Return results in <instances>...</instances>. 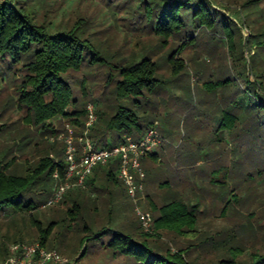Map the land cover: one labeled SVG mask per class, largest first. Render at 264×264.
Listing matches in <instances>:
<instances>
[{
	"label": "rangeland",
	"instance_id": "obj_1",
	"mask_svg": "<svg viewBox=\"0 0 264 264\" xmlns=\"http://www.w3.org/2000/svg\"><path fill=\"white\" fill-rule=\"evenodd\" d=\"M210 1L226 10L242 28L229 21L225 27L218 23L214 31L199 27L194 35L180 42L176 58L183 66L177 73L164 68L168 48L158 43L153 32L142 29L143 23L135 21L132 10L112 14L102 0H97L98 4H91L89 0L79 4L77 0H64L62 6L68 9L65 19L76 13L88 18L85 34H90L106 54L131 59L148 51L157 59L158 77L164 81L158 82L149 95L147 109L155 114L164 140L157 156L141 158V165L147 171L145 194L156 204L143 201L140 205L153 209L157 216L163 211L160 207L172 200L197 204L198 231L196 236H188L154 225L150 233L158 238L159 244L170 246L172 250L191 244L188 257L194 264H211L222 257L230 258L235 246L242 248L235 255V262L250 264L252 254H264V117L261 116L264 107L255 102L256 94L245 92V81L259 77L262 84L256 81L257 93L264 95V0ZM210 11L213 13L214 9L210 7ZM60 16H63L62 11ZM185 18L184 28L192 30L191 16ZM172 44L174 46L176 41ZM91 54V50H87L88 57ZM14 72L20 74L7 65L0 66V158L21 136L30 138L35 132L36 136L25 150L15 147L6 155V158L16 155L19 162L27 159L32 163L37 157L33 149L35 139L44 140L50 134L21 120L24 113L15 103L21 83ZM107 73L105 67L91 66L75 74L78 106L86 108L88 102L96 101V107L104 109L113 102L112 85L106 82ZM82 79L84 87L79 85ZM60 115L46 122L55 128L59 122L63 124ZM117 168L118 164L115 174ZM98 184L104 185L105 181L100 179ZM125 188L118 183L120 199L115 206L119 213L110 219L104 213L97 219L113 230L120 226L119 229L126 232H139L134 203ZM86 193L97 200L99 211H106L107 192L90 189ZM53 206L60 220L63 219L65 204ZM53 206H39L42 222L54 210ZM1 219L0 264H138L109 245L111 231L94 238L87 236L81 224H70L68 219H63L51 232L47 246H43L33 226L26 223L23 228V222L17 218L15 223L7 216ZM206 236H210L207 242L203 241ZM36 243L55 252L57 258L53 255L43 258L39 253L25 255L24 249L13 248L15 244ZM84 247L86 250L80 257Z\"/></svg>",
	"mask_w": 264,
	"mask_h": 264
},
{
	"label": "trees",
	"instance_id": "obj_2",
	"mask_svg": "<svg viewBox=\"0 0 264 264\" xmlns=\"http://www.w3.org/2000/svg\"><path fill=\"white\" fill-rule=\"evenodd\" d=\"M63 1L0 0V66L7 65L10 69L20 71L19 75L15 72L13 74L21 83L15 100L16 106L24 113L21 120L37 130L44 129L43 133L53 134L64 129L62 122L54 128L46 121L61 114L72 117L75 133H80L86 120V108L78 106L80 102L75 97V74L83 67H105L108 70L106 82L112 85L110 92L113 99H109L113 102L104 109L96 107L98 118L90 128V137L98 146H112L124 140L125 134L139 139L155 122V114L148 111L147 107L154 87L158 82L164 81L158 77L157 59L152 58L148 51L131 59L115 53L106 54L89 37L90 34H85L88 18L84 14L76 13L75 16L69 15L65 19L68 9L62 6ZM81 1L77 0L78 4ZM89 1L91 4H98L97 0ZM102 1L112 14L132 10L131 15L135 17V21L143 23L142 29L147 33L153 32L158 43L168 48L164 68L175 73L183 66L181 60L176 58L181 49L180 42L194 35L199 27L206 26L214 31V26L218 27V23L225 27L229 21L235 23L240 30L242 28L241 23L236 22L226 10L214 6L210 0ZM210 7L214 9L213 13ZM60 11L63 16H60ZM185 16H191L192 30L184 28ZM173 41H176L174 46ZM87 50L92 52L89 57ZM256 81L262 84L257 76L246 80L245 92L256 94V101L250 97L251 101L254 100L258 106L264 107V95L257 93ZM79 85L84 87V79ZM93 102L97 104L96 101ZM261 116L264 117V113ZM28 129L29 127L27 131ZM27 136H21L0 158V220L7 216L15 223L17 218L23 222V228L28 223L38 233L40 244L47 246L54 227L63 219H68L70 224H81L82 229L88 233L87 236L94 238L111 231L109 245L119 249L125 257L138 264H194L188 257L191 244L186 247L177 246L174 250L170 246L159 244L156 236L142 230L138 217L140 226L137 227L141 229L139 232H126L119 229L120 226L113 230L98 221L97 217L104 213L110 219L120 211L115 206L116 200L120 199L117 185H125L115 174L117 159L96 166L89 179V190L107 192L104 200L107 201L105 212L98 210L97 200L94 201L91 195H86L88 190L71 188L58 202L65 204V217L60 220L54 204L46 205L53 206L54 210L42 222L39 206L46 204L52 194L55 183L53 171L57 166L62 175L65 171L64 145L59 140L35 139L33 149L37 152V157L34 162L29 163L27 159L19 162L16 155L6 158L15 147L20 151L25 150L36 134L32 132L30 138ZM151 156L155 157L157 154L153 153ZM100 179L105 181L104 185L98 184ZM144 202L149 205L156 204L147 193ZM197 207V204L172 200L160 207L163 210L160 215L155 216L153 209L151 210L154 225L181 235L196 236ZM209 237H204L203 241L207 242ZM85 238L86 235L79 247ZM233 248L232 257H222L211 264H237L234 258L242 248ZM85 250L86 247L80 257ZM250 264H264V254H252Z\"/></svg>",
	"mask_w": 264,
	"mask_h": 264
},
{
	"label": "built area",
	"instance_id": "obj_3",
	"mask_svg": "<svg viewBox=\"0 0 264 264\" xmlns=\"http://www.w3.org/2000/svg\"><path fill=\"white\" fill-rule=\"evenodd\" d=\"M63 119L64 129L58 133L47 136L50 141H62L64 148L65 171L62 175L59 167H55L53 177L55 180L52 194L46 205L58 203L64 194L71 188L89 190V179L98 165H105L113 159L118 160L116 175L126 187L128 197L134 203L135 212L141 227L146 232L154 231V216L149 208H144L140 202L146 200L145 184L146 172L141 165V158L156 152L164 140L157 128L158 121L149 127L139 138L134 139L125 134L124 140L112 146H98L90 137V128L98 118L96 104L88 102L86 105V120L80 133H75L72 117L60 115ZM58 118V116H57ZM53 156V155H52ZM57 160V158L55 157ZM14 249H24L25 255L41 254L43 258L56 257L55 252L47 251L36 244H15ZM57 258V257H56ZM13 261V258H10Z\"/></svg>",
	"mask_w": 264,
	"mask_h": 264
},
{
	"label": "crops",
	"instance_id": "obj_4",
	"mask_svg": "<svg viewBox=\"0 0 264 264\" xmlns=\"http://www.w3.org/2000/svg\"><path fill=\"white\" fill-rule=\"evenodd\" d=\"M159 150H160V149H159V147H158V148L156 149V152H155L157 155L159 154ZM151 157H153V156H151ZM151 157H149V159H151ZM144 170H145V169H144ZM145 172H146V177H147V171L145 170Z\"/></svg>",
	"mask_w": 264,
	"mask_h": 264
}]
</instances>
